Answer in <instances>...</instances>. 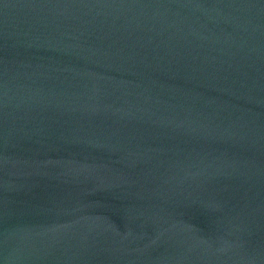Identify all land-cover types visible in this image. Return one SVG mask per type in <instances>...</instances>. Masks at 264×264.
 I'll use <instances>...</instances> for the list:
<instances>
[{"label":"water","instance_id":"water-1","mask_svg":"<svg viewBox=\"0 0 264 264\" xmlns=\"http://www.w3.org/2000/svg\"><path fill=\"white\" fill-rule=\"evenodd\" d=\"M0 264H264V0H0Z\"/></svg>","mask_w":264,"mask_h":264}]
</instances>
